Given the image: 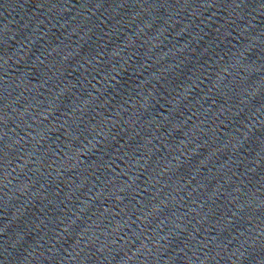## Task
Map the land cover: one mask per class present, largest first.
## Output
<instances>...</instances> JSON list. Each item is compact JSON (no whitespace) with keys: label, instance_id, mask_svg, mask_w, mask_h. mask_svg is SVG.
I'll use <instances>...</instances> for the list:
<instances>
[{"label":"water","instance_id":"1","mask_svg":"<svg viewBox=\"0 0 264 264\" xmlns=\"http://www.w3.org/2000/svg\"><path fill=\"white\" fill-rule=\"evenodd\" d=\"M0 264H264V0H0Z\"/></svg>","mask_w":264,"mask_h":264}]
</instances>
